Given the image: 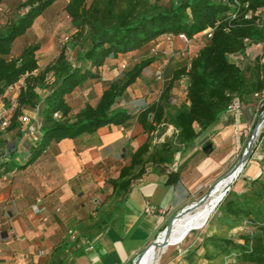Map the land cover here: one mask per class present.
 Returning <instances> with one entry per match:
<instances>
[{
  "label": "trees",
  "instance_id": "obj_1",
  "mask_svg": "<svg viewBox=\"0 0 264 264\" xmlns=\"http://www.w3.org/2000/svg\"><path fill=\"white\" fill-rule=\"evenodd\" d=\"M56 1L22 0L18 4L21 12L0 26V99L6 100L10 86L19 85L7 130L20 125L24 109L42 105L40 136L31 145L27 160L8 166L0 158V178L15 167H27L51 141L93 133L107 124L128 127L134 120L145 140L130 150L129 162L118 176L107 180L113 190L126 192L147 165L171 164L181 146L193 142L227 111L234 98L248 102L255 92L264 91V61L258 55L253 61L246 56L252 44H264V0H66L63 9L75 31L57 56L40 68L36 57L39 41L27 43L18 55H12L13 41ZM207 29H211L210 36L204 37L188 62L170 71L156 100L134 113L118 106L127 87L155 60L154 56L144 57L107 82L94 106L86 104L71 119L66 96L87 79H98L108 58L140 50L164 35L183 33L187 39H195ZM66 49L74 51L73 60ZM230 54H240L242 59L231 61ZM183 76L188 79L185 99L175 104L171 89ZM166 128L173 135L154 142L155 133ZM256 147L264 169V128ZM179 176L178 170L170 171L166 183L172 184ZM216 213L219 231L206 232L184 256V264H264V173L246 180L240 191L229 190ZM239 227L247 230L233 234Z\"/></svg>",
  "mask_w": 264,
  "mask_h": 264
},
{
  "label": "crops",
  "instance_id": "obj_2",
  "mask_svg": "<svg viewBox=\"0 0 264 264\" xmlns=\"http://www.w3.org/2000/svg\"><path fill=\"white\" fill-rule=\"evenodd\" d=\"M34 23L28 32L34 31ZM74 31L72 25L69 35ZM165 37L168 35L149 44ZM171 38L178 40L176 36ZM137 51L108 58L99 69L98 79H87L66 96L71 119L86 104L97 103L107 82L121 75L123 58ZM240 57L236 54L235 61ZM159 65L155 57L127 87L118 103L121 109L134 113L159 97L163 89L155 77ZM181 78L171 89L175 104L181 102L175 96ZM251 101L242 102L236 113L227 110L193 142L181 146L171 164L147 165L126 192L113 190L107 180L118 176L120 168L129 162L130 150L145 140L134 120L128 127L107 124L93 133L51 141L27 167H15L0 178V264H131L169 220L189 204L205 164L219 166L230 157L231 152L216 161L210 154L203 156L200 150L206 141L212 142L213 150L224 142L230 148L243 128L248 129L253 122ZM41 110L42 105L24 109L20 125L1 134L0 158L8 166L27 160L31 145L40 136ZM29 124L36 128L34 135L28 133ZM219 135L222 138L216 144L214 138ZM258 166L248 167L244 183L257 176L259 162ZM176 170L180 176L167 184L169 172ZM148 205L162 212L147 214L144 209Z\"/></svg>",
  "mask_w": 264,
  "mask_h": 264
},
{
  "label": "rangeland",
  "instance_id": "obj_3",
  "mask_svg": "<svg viewBox=\"0 0 264 264\" xmlns=\"http://www.w3.org/2000/svg\"><path fill=\"white\" fill-rule=\"evenodd\" d=\"M21 1L22 0H2L0 7V26L7 21L13 20L17 16V14L21 12L18 7V4ZM172 1L174 0H163V2L165 3H170ZM63 2V0L56 1L54 6L50 8V10H48L42 17L38 18L34 23V31H27L25 33L26 36L24 37V39L22 37H17L12 43L11 53L15 55L20 53L25 45L24 43L26 42L39 41L42 45L41 49L36 54L37 60L40 64L39 67L43 68L48 61L50 62L55 57L54 55L59 52L60 48L67 43L66 38L69 37V33L72 29L70 18L67 16L63 9ZM204 41V36L199 37L196 40H191L189 42H185L184 40L179 38L178 40H175L174 38L165 37L152 44L146 45L144 48L140 49L134 54H131L130 56L124 57L123 61L120 62L121 65L119 66V69L123 70L126 67L132 66L135 62H138L144 57L154 56L160 62L158 69L161 71L162 77L158 80L164 86L168 75H170V71L173 68H176L177 66L185 62H188L190 58L194 56L198 49L203 45ZM263 52L264 44L262 42H259L257 44L251 45V47L246 52V56L248 59L253 61L256 55H258L260 56L261 60L264 61ZM66 53L69 58L73 60L74 51L66 49ZM235 56L236 54H230L228 55V58L231 61H235ZM122 65H124V67ZM187 84L188 79L187 77L183 76L176 85L177 90L175 92V96H177L179 98V101L181 102L185 99ZM171 96H174L172 92ZM260 98L261 97L253 98L251 101L254 106L255 115L250 127L248 129L243 128L241 135H239V139L237 141L235 140L230 148L229 146L225 145L224 142L223 145L215 148L210 153V157L216 161H218L223 156L228 155L229 152H231V155L225 163L219 166L213 167V165L205 164L203 172L204 175L199 179L198 187L189 203L197 201L209 190L210 194L211 190L215 187V184L219 181L218 179L225 174V171L227 172L228 170H230L232 166L237 162V160H239L251 134L253 125L256 122V119L259 117L260 112L264 108L262 106V101L260 100ZM213 123L211 125H213ZM210 126H208V128ZM263 128L264 123L261 131L263 130ZM172 133L173 130L171 128H166L164 130L159 129L155 133V142L159 143L164 138L171 137L173 135ZM221 138V135H219V138L218 136H215L214 143L219 144V140H221ZM200 152L203 156L208 155L203 153L202 150H200ZM252 165H255L257 168L259 167L257 159V147L252 150L251 155L249 156V159L247 160L246 165L244 166L241 173L229 185V190L232 189L240 191L243 188V175L245 174V171L248 170V167ZM198 166H196V168ZM229 190L227 192H229ZM216 218L217 213L215 208L212 214L209 216V219L207 220L205 225L198 227L195 230H191L185 238H179L180 240L177 243L170 244L164 252L158 251L156 264H175L179 262H183L184 264V262H186L184 256L194 249V247L200 242V239L206 232L219 231L220 227L218 226ZM246 230L247 229L245 227H239L233 230L232 233L236 235L241 232H245ZM198 253H200V251ZM195 261L196 258L193 259V263H195ZM230 263L233 264L234 262L228 261V264ZM199 264L202 263L199 262Z\"/></svg>",
  "mask_w": 264,
  "mask_h": 264
},
{
  "label": "bare ground",
  "instance_id": "obj_4",
  "mask_svg": "<svg viewBox=\"0 0 264 264\" xmlns=\"http://www.w3.org/2000/svg\"><path fill=\"white\" fill-rule=\"evenodd\" d=\"M263 123L259 126L258 134L256 135L255 140L253 142V149L257 145L260 131L263 127ZM240 173L236 171L234 175L231 174L226 178L220 179L215 184V187L211 190L207 199H205L200 206L185 210L182 214H180L175 219L172 225L170 237L173 239H179L182 237V235L190 225H196V224L200 225L205 220H208L209 216L212 214V212L220 202L219 197L221 193L229 187V185L237 178V175ZM162 240H163V234H161V236L157 240L156 245H151L149 247V249L145 252L143 257L140 259L139 264H156L158 251L164 252L168 247L162 245Z\"/></svg>",
  "mask_w": 264,
  "mask_h": 264
},
{
  "label": "water",
  "instance_id": "obj_5",
  "mask_svg": "<svg viewBox=\"0 0 264 264\" xmlns=\"http://www.w3.org/2000/svg\"><path fill=\"white\" fill-rule=\"evenodd\" d=\"M264 122V110L259 114V117L256 119V122L253 125V128L251 130V134L248 138V141L246 143V146L242 152L241 157L239 158V160H237V162L232 166V168L230 170H228L222 177H220L218 180L222 179V178H226L227 176H230L231 174L234 175L236 173V171H238V173H240L247 160L249 159V156L251 155V152L253 150V142L255 140L256 135L258 134V130H259V126ZM202 151L205 154H210L213 151V144L211 141H206L203 146H202ZM239 175V174H238ZM237 175V177H238ZM217 180V181H218ZM216 181V182H217ZM215 182V183H216ZM214 183V184H215ZM230 189V186L224 190L220 197L219 200L221 201L222 198L226 195L227 191ZM210 191V190H209ZM209 191L204 194L200 199H198L197 201H193L191 203H189L188 205L184 206L181 210H179L170 220L169 222L166 224V226L163 228V230L161 232H159V234L153 239L151 240V242L145 247V249L140 252V254L133 260V262L131 264H139L140 259L143 257V255L145 254V252L149 249V247L151 245H156L157 244V240L159 239V237L161 236V234H163V240H162V245L163 246H169L170 244H175L177 243L180 239L185 238L187 233L190 232L191 230H195L198 227H201L203 225L206 224L207 220H205L202 224L198 225H190L186 231L184 232V234L182 235V237L180 239H173L170 237V232H171V228L172 225L175 221V219L182 214L185 210L188 209H192L194 207H198L200 206L205 199H207V197L209 196Z\"/></svg>",
  "mask_w": 264,
  "mask_h": 264
},
{
  "label": "built area",
  "instance_id": "obj_6",
  "mask_svg": "<svg viewBox=\"0 0 264 264\" xmlns=\"http://www.w3.org/2000/svg\"><path fill=\"white\" fill-rule=\"evenodd\" d=\"M210 31H211V29H207V30L203 31L202 33L196 35L195 39H187L186 36L183 33H179L178 35H176V37L179 38V39L184 40L185 42H189L191 40H196L197 38L202 37V36H204V37L205 36H210ZM168 38H171V35H168ZM240 59H242V57H240ZM122 66L124 67V65H122ZM155 77L157 79H161L162 74H161V71L159 69L155 72ZM18 93H19V85L18 84H14V85L10 86L7 89L6 94H5V99L6 100L0 99V131H5L8 128L9 124H10L11 117H12L13 112H14L16 106H17L16 98H17ZM263 93H264V91H262L260 93L259 92H255L254 93V97L255 98L261 97L260 100L262 101V106L264 107V104H263L264 95H263ZM240 107H241L240 100L238 98H234L233 101L228 106L227 110H229L232 113H236V112H238ZM263 110H264V108H263ZM54 116L57 117L58 114L55 113ZM27 130H28V133L30 135H34L35 131H36V128H35L34 125L29 124L27 126ZM258 172L259 173H261V172L264 173V169L260 167ZM32 209L35 212L38 211V208H37L36 205H34L32 207ZM144 211L147 214H154L156 211L162 212L161 209L155 210V208L150 206V205L146 206Z\"/></svg>",
  "mask_w": 264,
  "mask_h": 264
}]
</instances>
